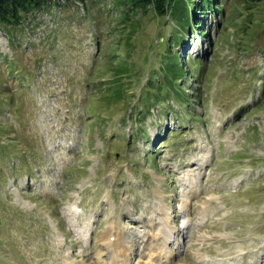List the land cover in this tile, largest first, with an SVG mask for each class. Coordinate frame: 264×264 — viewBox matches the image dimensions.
<instances>
[{
  "label": "rangeland",
  "instance_id": "obj_1",
  "mask_svg": "<svg viewBox=\"0 0 264 264\" xmlns=\"http://www.w3.org/2000/svg\"><path fill=\"white\" fill-rule=\"evenodd\" d=\"M216 1L0 23V264H264V0Z\"/></svg>",
  "mask_w": 264,
  "mask_h": 264
},
{
  "label": "trees",
  "instance_id": "obj_2",
  "mask_svg": "<svg viewBox=\"0 0 264 264\" xmlns=\"http://www.w3.org/2000/svg\"><path fill=\"white\" fill-rule=\"evenodd\" d=\"M122 2L131 7H141L144 10L151 4L158 15L175 18L180 27L186 28V30H189L190 23L195 29L202 30L201 19L198 18V15L206 14L211 6H219V2L216 0H122ZM51 4L52 0H0V23L18 22L22 13L26 14L35 8ZM182 38L181 36L180 39ZM169 53L176 57L177 52L170 51ZM175 65L176 62L169 65V68L174 70V74L179 72L178 68H174ZM175 77L177 78V76Z\"/></svg>",
  "mask_w": 264,
  "mask_h": 264
},
{
  "label": "bare ground",
  "instance_id": "obj_3",
  "mask_svg": "<svg viewBox=\"0 0 264 264\" xmlns=\"http://www.w3.org/2000/svg\"><path fill=\"white\" fill-rule=\"evenodd\" d=\"M114 230V229H113ZM165 233V232H164ZM120 233H115L114 231H112V232H110V233H107L106 234V238L107 239H105L104 241H105V245H106V247H107V245H108V247L109 246H111L112 248H115V247H119V249H121V246L123 247V243H122V238H120ZM152 235V234H151ZM153 236V235H152ZM163 238V237H162ZM103 241V242H104ZM152 243V242H151ZM159 243V242H158ZM163 244V243H162ZM123 251H122V254H120V255H122L124 258H125V260H126V257L128 256V250H125V248L124 249H122ZM154 252H152L149 256V262H152L153 260V262H155L156 260H158L157 258H158V256H159V253L158 254H153ZM121 256V257H122ZM117 257H119V255L117 256ZM116 257V258H117ZM161 259V258H160ZM127 260H128V258H127ZM118 261V260H117ZM120 263H122V262H120ZM124 263V262H123ZM117 264H119V263H117ZM156 264H163V262L160 260V261H158V263H156Z\"/></svg>",
  "mask_w": 264,
  "mask_h": 264
}]
</instances>
